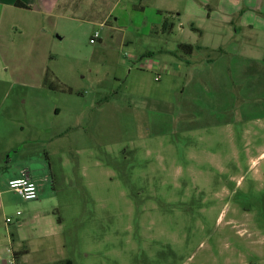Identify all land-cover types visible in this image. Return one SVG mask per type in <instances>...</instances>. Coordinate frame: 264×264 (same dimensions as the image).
Masks as SVG:
<instances>
[{"label": "rangeland", "instance_id": "rangeland-1", "mask_svg": "<svg viewBox=\"0 0 264 264\" xmlns=\"http://www.w3.org/2000/svg\"><path fill=\"white\" fill-rule=\"evenodd\" d=\"M79 4L58 33L40 15L0 27V264H264V35L196 34L222 7L264 28V0ZM18 57L29 71H6ZM21 168L36 200L7 188Z\"/></svg>", "mask_w": 264, "mask_h": 264}, {"label": "crops", "instance_id": "crops-1", "mask_svg": "<svg viewBox=\"0 0 264 264\" xmlns=\"http://www.w3.org/2000/svg\"><path fill=\"white\" fill-rule=\"evenodd\" d=\"M80 1L81 0H76V1H70V0H0V27L1 29L3 28L7 30L8 27L11 28L12 25H14L17 21V22H20L21 24H24L25 29H26V35H27V29L29 27V24L33 21V19L38 18L37 16L40 15L42 16L43 24L44 22H46V18L47 19L53 18V21L51 22L53 26H51V29L52 31H55V33H58L60 32L59 24H61V26L66 24L65 21L68 20L67 13H70V9L80 10L84 8L83 5L79 4ZM17 2L25 5L26 7H28V9L16 7L15 3ZM222 11L224 12L225 17L222 18L223 17L222 16L220 18H216L214 21H211V22H214V24L216 25H215V28L209 31L208 33L202 30H199V29H198L199 31H196L197 28L196 29L193 28L195 29L194 31H196V34L199 38H203L204 36H210L212 38L213 43L215 44L222 45L226 43H234V44L239 45V44L245 43L246 40L248 41L251 40V37L247 35L251 31H253L252 34L256 32L259 34L263 33L264 35V28H260L258 31H254L253 25L246 24L244 22H239V24L235 25L233 21L230 19V16L226 15L228 13V10L222 7ZM22 15L24 16L22 17ZM41 27L42 25H39L38 30L34 33V36H33L34 48L36 46L35 42H36L37 37L40 36L41 33L46 35L45 32H43L40 29ZM259 27L261 26L259 25ZM23 33L25 34L24 31ZM50 35L51 36H48L49 47L52 46L53 41L55 39L56 40L59 39V37H53V32H51ZM180 44L190 45L193 47L192 52L188 54L189 57H191L193 53L197 50H205L204 52H214L216 49L223 50V47H220V46L210 47V46H198V45H192V44H186V43H180ZM238 51H240L239 46H237V49L235 50V52H231L230 55L238 57L239 55ZM146 55L148 59H151L150 56H148L149 54H146ZM47 58L51 60L52 57L49 54V57L47 56L42 57L40 61L38 59L36 60L35 58H33L32 60L33 63L31 64V68L33 67H35L36 69L40 68L41 69L40 77H41L43 69L46 68V65L48 64L49 60H47ZM178 59H181V58L179 57ZM14 60H16V63ZM14 60L9 61L10 64L5 65L6 71L10 69L11 63L13 64V62H14V66L17 67L18 69L21 66L22 68H24L23 70L29 71L28 68L24 67V62L22 61L20 57L14 58ZM183 60L184 59H182L181 61ZM35 61H37L38 66H35ZM152 64L154 63L152 62ZM154 67H155V64H154ZM156 69L160 72H164L163 70H165V66L161 68L159 64H156ZM22 177H26L36 184L35 180L32 178L31 171L27 168H21L20 171L15 172L13 174H9L8 178L6 179V183L10 179L22 178ZM36 186L39 192L38 184H36ZM37 198H38V195H37ZM18 258L15 259L13 257L14 263L18 262Z\"/></svg>", "mask_w": 264, "mask_h": 264}, {"label": "built area", "instance_id": "built-area-1", "mask_svg": "<svg viewBox=\"0 0 264 264\" xmlns=\"http://www.w3.org/2000/svg\"><path fill=\"white\" fill-rule=\"evenodd\" d=\"M99 39V33L95 32L92 38H90V43H95ZM144 68H153L154 64H152V61L146 60V62L143 64ZM156 67V64H155ZM160 75L157 73L156 77L154 78L155 81H159ZM7 188L9 191L15 193L19 197H21L24 201H33L37 199L38 190L37 186L34 182H32L30 179L26 177L22 178H14L7 181ZM16 215H19L17 213ZM9 222V219H6V223ZM10 264H14L13 262H10Z\"/></svg>", "mask_w": 264, "mask_h": 264}, {"label": "trees", "instance_id": "trees-1", "mask_svg": "<svg viewBox=\"0 0 264 264\" xmlns=\"http://www.w3.org/2000/svg\"><path fill=\"white\" fill-rule=\"evenodd\" d=\"M15 6H16V7H20V8H24V9H28V7H26L25 5H23V4L19 3V2L15 3ZM172 27H173V23L165 22L164 25H163V31H164L165 33H166V32H170L171 29H172ZM193 30H195V29H193ZM178 50H179V51H182L184 54L188 55V54H190V53L192 52L193 47L190 46V45L180 44V45L178 46ZM43 84H44V86H47L49 90H52V91L56 90V89L52 86V84H47V78L44 80ZM46 84H47V85H46ZM58 90L63 91V90H65V89H63V88H58ZM65 91H67V92H71L70 89H67V90H65ZM25 254H27V250H26V249H24V250H22V251L16 253L15 255H17V257H16L15 259H17L19 256H21V255H25ZM54 264H69V262H68V261H63V262L58 261V262H56V263H54Z\"/></svg>", "mask_w": 264, "mask_h": 264}]
</instances>
